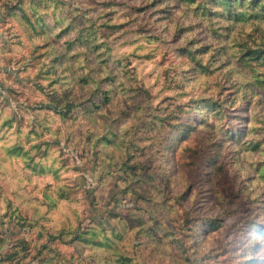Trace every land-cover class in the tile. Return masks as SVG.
<instances>
[{
	"label": "rangeland",
	"instance_id": "obj_1",
	"mask_svg": "<svg viewBox=\"0 0 264 264\" xmlns=\"http://www.w3.org/2000/svg\"><path fill=\"white\" fill-rule=\"evenodd\" d=\"M208 2L0 0V264H264V18Z\"/></svg>",
	"mask_w": 264,
	"mask_h": 264
},
{
	"label": "trees",
	"instance_id": "obj_2",
	"mask_svg": "<svg viewBox=\"0 0 264 264\" xmlns=\"http://www.w3.org/2000/svg\"><path fill=\"white\" fill-rule=\"evenodd\" d=\"M221 1V2H220ZM235 0H209L208 3L214 5V6H221V4L224 6V10L228 11L229 16H233L232 18L237 19H243L245 16H258L264 18V0H239V3L235 4ZM224 2V3H222ZM207 11H210L208 9ZM224 12V11H223ZM212 13V12H210ZM226 13V12H224ZM189 52H186V55H188ZM264 50H254L253 54L255 55L254 58H251L250 60L254 63L255 66H264V56H263ZM263 60V61H262ZM261 74V76H263ZM264 82L263 80L256 79V83L258 85H261ZM50 240L56 239V235L49 236Z\"/></svg>",
	"mask_w": 264,
	"mask_h": 264
}]
</instances>
